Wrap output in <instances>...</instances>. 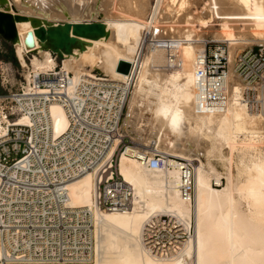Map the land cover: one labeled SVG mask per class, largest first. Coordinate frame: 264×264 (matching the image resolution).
<instances>
[{
	"label": "bare ground",
	"instance_id": "6f19581e",
	"mask_svg": "<svg viewBox=\"0 0 264 264\" xmlns=\"http://www.w3.org/2000/svg\"><path fill=\"white\" fill-rule=\"evenodd\" d=\"M6 2L9 13L54 24L102 17L109 31L100 39L80 38L84 51L59 59L42 49L30 21L17 22L14 48L24 69H30L26 57L33 54V70L25 72L28 84L34 75L55 73L61 60L73 85L131 81L112 153L124 136L131 137L133 145L119 156V171L133 189L132 204L127 211L94 210L95 256L82 264H264V87L250 89L234 71L239 49L264 45V0ZM146 29L149 47L142 56ZM208 30H215L213 42L228 46L230 95L225 108L201 112L197 59L206 51ZM28 32L35 39L29 48ZM122 62L131 65L129 73L119 70ZM50 114L55 135L65 133L69 119L63 107L52 103ZM2 116L0 137H5L3 123L11 121ZM157 152L165 157L163 168L151 169L138 159ZM176 158L193 164L194 201L182 197ZM96 188L93 173L75 179L68 186L70 205L93 209ZM157 229L173 235L167 249L146 241Z\"/></svg>",
	"mask_w": 264,
	"mask_h": 264
},
{
	"label": "built area",
	"instance_id": "2783aa9c",
	"mask_svg": "<svg viewBox=\"0 0 264 264\" xmlns=\"http://www.w3.org/2000/svg\"><path fill=\"white\" fill-rule=\"evenodd\" d=\"M234 71L250 89L264 87V45L249 46L238 54ZM229 72L227 44L214 43L212 49L207 44L197 59L199 111L227 106ZM0 75L7 79L9 68L0 64ZM70 76L61 67L49 75H34L31 83L25 81L10 93V104L4 108L0 96V119L4 113L11 121L3 123L7 135L0 137V264L91 262L96 244L94 210L117 212L131 207L133 189L120 174L119 156L133 145L132 140L127 142L124 136L112 153L131 81L73 85ZM248 93L252 99L254 90ZM52 103H59L69 119L68 129L58 136L50 125ZM18 119L31 123L18 125ZM138 159L151 169L166 163L158 152L152 159L147 154ZM176 160L183 173L182 197L194 201L193 164ZM87 173H93L97 183L95 206L72 207L68 186ZM147 238L155 249H167L173 235L157 229Z\"/></svg>",
	"mask_w": 264,
	"mask_h": 264
},
{
	"label": "water",
	"instance_id": "95a60500",
	"mask_svg": "<svg viewBox=\"0 0 264 264\" xmlns=\"http://www.w3.org/2000/svg\"><path fill=\"white\" fill-rule=\"evenodd\" d=\"M0 36L13 47L19 41L16 24L21 21H30L36 29L35 34L40 40L43 50H50L62 59L65 55H73L76 51L82 52L85 43L80 38L100 39L109 36V31L102 20L82 22H59L54 24L38 17H24L9 13L6 0H0ZM26 46L35 45L34 33L28 32L25 37ZM131 65L122 62L119 70L129 73Z\"/></svg>",
	"mask_w": 264,
	"mask_h": 264
},
{
	"label": "rangeland",
	"instance_id": "374dc122",
	"mask_svg": "<svg viewBox=\"0 0 264 264\" xmlns=\"http://www.w3.org/2000/svg\"><path fill=\"white\" fill-rule=\"evenodd\" d=\"M155 4H156V2L154 3V5ZM98 7L99 6L97 5L96 8L99 9ZM101 13H103V12H101ZM101 18L102 17H100L98 20H102ZM214 31L215 30H208L204 34L206 39H207L208 48H210V49H212V45L214 43H220V42H213L214 41V37H213ZM147 35H148V29H146L144 31V40H143L144 44H141L142 47L140 45L139 50H138V52L140 53L139 55L142 54V56H145L147 54V52H148L149 44L146 42ZM255 45H258V44H255ZM253 46L254 45H252V47ZM15 48L10 43L6 42L0 36V64H2V66H6L7 68H9V77L7 79H4L0 75V96L2 97L1 100H5L1 104V107H3V108L10 104V101L8 99L10 93L15 91V90H17V89H19V88H21L23 83L25 81H27V76L26 75L29 74V72H27V71H29V70L32 71L33 70L32 66H31L32 65V59L31 58H32L33 54H31V55L29 54L28 57H26V61H27V64H28L30 69H24L22 67V65L20 64V61L17 58V54H16V49ZM205 48H207V45H206ZM246 48L239 49L238 53H236V55L242 53ZM59 66L63 67V60H61V62H59ZM25 72L28 73V74H26ZM95 73L97 75L103 77V75L99 71H96ZM133 90H134V88H133ZM1 100H0V102H1ZM144 105H142V106H144ZM143 109H145V106L141 108V110H143ZM130 139H131V137L128 136L127 142L130 141ZM130 146H132V145H130ZM19 156L20 155H18L17 157H19ZM192 233H194V227L192 229ZM183 240L184 241L185 240H189V235H187V239H183Z\"/></svg>",
	"mask_w": 264,
	"mask_h": 264
}]
</instances>
